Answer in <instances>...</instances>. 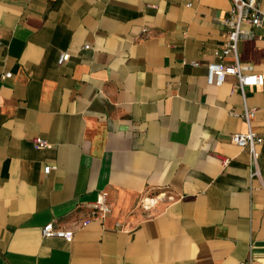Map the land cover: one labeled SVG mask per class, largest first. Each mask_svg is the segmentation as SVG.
<instances>
[{"label": "crops", "instance_id": "0c3cea01", "mask_svg": "<svg viewBox=\"0 0 264 264\" xmlns=\"http://www.w3.org/2000/svg\"><path fill=\"white\" fill-rule=\"evenodd\" d=\"M231 7L0 0V264H264V83L206 82L233 62L215 55ZM242 29L243 72L264 77V28ZM245 107L254 177L231 140ZM102 191L110 213L82 225Z\"/></svg>", "mask_w": 264, "mask_h": 264}, {"label": "built area", "instance_id": "2783aa9c", "mask_svg": "<svg viewBox=\"0 0 264 264\" xmlns=\"http://www.w3.org/2000/svg\"><path fill=\"white\" fill-rule=\"evenodd\" d=\"M232 7L230 9V17L227 19L229 31L226 41L221 51H215V55L221 58L231 57L233 62L225 64L222 62H210L206 65V82L209 85L220 86L227 75H232L236 78L235 87L239 89L241 95L244 97L245 87L262 85L264 77L262 74L245 73L239 61L238 42L243 36H252L251 31L242 29V24H247L250 27L264 28V9L261 8L259 0H231ZM69 58V53L63 52L58 57V63L66 61ZM198 65L196 61L191 63ZM10 76L7 72L3 75L4 78ZM254 115V109L244 108L242 118L248 125V131L245 133H233L231 135L232 142L244 149H247L254 166L250 173L251 177L258 176L257 159L259 152L257 145L263 142V138L250 128L251 117ZM36 148L47 147L48 144L44 139L37 137L34 139ZM227 159H223L226 164ZM53 167L46 166L45 173H48ZM107 192L102 191L98 193L96 199L90 203V217L82 221V225L89 223L90 219H104L111 211V207L107 200ZM43 237H62L68 240L73 238V232L70 230L55 228L52 222L45 224L41 229Z\"/></svg>", "mask_w": 264, "mask_h": 264}]
</instances>
